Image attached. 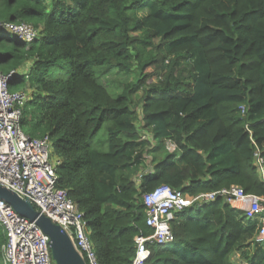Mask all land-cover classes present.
Instances as JSON below:
<instances>
[{"label":"trees","instance_id":"trees-1","mask_svg":"<svg viewBox=\"0 0 264 264\" xmlns=\"http://www.w3.org/2000/svg\"><path fill=\"white\" fill-rule=\"evenodd\" d=\"M11 23L39 37H0V70L14 74L12 92L37 90L23 130L49 138L57 187L84 215L99 264H133L136 238L154 233L143 197L160 187L264 198V0H0V25ZM111 74L133 78L114 90L101 83ZM243 215L222 197L185 210L172 242L147 243L146 264H233L237 253L264 264ZM6 243L0 225V264Z\"/></svg>","mask_w":264,"mask_h":264},{"label":"built area","instance_id":"built-area-1","mask_svg":"<svg viewBox=\"0 0 264 264\" xmlns=\"http://www.w3.org/2000/svg\"><path fill=\"white\" fill-rule=\"evenodd\" d=\"M0 32H9L15 40L28 44L39 37V31L26 23L0 25ZM13 75H4L0 70V185L29 201L41 215L60 226L86 264H99L84 215L67 193L57 187L58 162L54 160L49 138H31L23 130V108L28 98L22 91L10 90ZM256 156L264 179V161L259 152ZM218 197L242 211L246 222L255 223L259 230L256 240L264 242V198L247 194L238 186L196 197L183 196L163 186L143 197L148 209L147 225L154 233L151 237L136 238L133 264H146L151 255L148 242L165 245L174 240L171 221L176 215L214 202ZM0 225L7 236L4 264H56L49 237L4 201H0Z\"/></svg>","mask_w":264,"mask_h":264},{"label":"water","instance_id":"water-1","mask_svg":"<svg viewBox=\"0 0 264 264\" xmlns=\"http://www.w3.org/2000/svg\"><path fill=\"white\" fill-rule=\"evenodd\" d=\"M0 201L9 204L20 216L34 222L51 241L56 264H86L74 247L68 234L49 218L41 215L27 200L0 185Z\"/></svg>","mask_w":264,"mask_h":264},{"label":"rangeland","instance_id":"rangeland-1","mask_svg":"<svg viewBox=\"0 0 264 264\" xmlns=\"http://www.w3.org/2000/svg\"><path fill=\"white\" fill-rule=\"evenodd\" d=\"M0 36H5L7 39H14V36L9 32H0ZM62 69H64L62 71L63 78H69L70 74H69L68 66L63 67ZM30 71H31L30 65L23 68V73H25V74H28ZM26 78H28V77L26 76ZM132 78H133V76L130 77V76H124L122 74H111V75H108V76L102 78L101 83L107 84L111 89L114 88V90H121L122 86H123V81H130V80H132ZM22 92H24L26 94L28 100H32L34 98V96L38 93L36 89H33L30 86H28V88ZM106 129L107 128L105 127L104 130L102 131V133L100 134V137L98 138L99 141H97L98 140L97 139V140H95V143H94V145L96 147H98L99 149H101L102 151H107L108 147H109L107 144V141L105 143V140L107 137ZM140 130H142V129H140ZM100 142H101V144H100ZM167 147H168V150L170 152H173L174 146H172L170 143H167ZM54 160L56 161L55 157H54ZM148 160L151 162L150 158ZM235 260H236V258L234 259V261ZM1 264H4L3 251H2V262H1ZM242 264H247V262L244 261V263H242Z\"/></svg>","mask_w":264,"mask_h":264},{"label":"crops","instance_id":"crops-1","mask_svg":"<svg viewBox=\"0 0 264 264\" xmlns=\"http://www.w3.org/2000/svg\"><path fill=\"white\" fill-rule=\"evenodd\" d=\"M46 2H50V0H46ZM23 71V70H22ZM174 146V149L176 150V146L173 144ZM173 150V151H175ZM237 255V256H236ZM231 260V262L233 264H242L244 263L245 259H243L241 256H240V253H237ZM236 258V260L234 261V259ZM248 264V263H247Z\"/></svg>","mask_w":264,"mask_h":264},{"label":"bare ground","instance_id":"bare-ground-1","mask_svg":"<svg viewBox=\"0 0 264 264\" xmlns=\"http://www.w3.org/2000/svg\"><path fill=\"white\" fill-rule=\"evenodd\" d=\"M25 44H28V43L25 42Z\"/></svg>","mask_w":264,"mask_h":264}]
</instances>
